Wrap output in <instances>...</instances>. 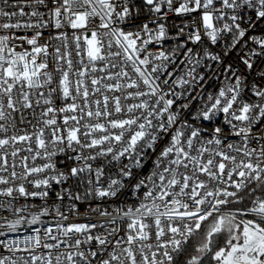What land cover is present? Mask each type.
I'll use <instances>...</instances> for the list:
<instances>
[{"label":"snow or ice","instance_id":"1","mask_svg":"<svg viewBox=\"0 0 264 264\" xmlns=\"http://www.w3.org/2000/svg\"><path fill=\"white\" fill-rule=\"evenodd\" d=\"M0 264H264V0H0Z\"/></svg>","mask_w":264,"mask_h":264}]
</instances>
